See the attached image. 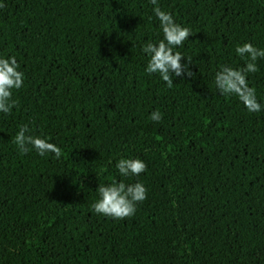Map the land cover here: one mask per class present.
<instances>
[{
    "label": "trees",
    "instance_id": "16d2710c",
    "mask_svg": "<svg viewBox=\"0 0 264 264\" xmlns=\"http://www.w3.org/2000/svg\"><path fill=\"white\" fill-rule=\"evenodd\" d=\"M0 57L24 85L0 113V264H264V110L215 86L237 45L264 49V0H158L193 36L194 77L148 74L151 0H0ZM248 74L264 105V59ZM159 110L163 120H151ZM62 156L21 154V125ZM139 158L140 176L116 163ZM143 183L131 218L95 213L99 184Z\"/></svg>",
    "mask_w": 264,
    "mask_h": 264
},
{
    "label": "clouds",
    "instance_id": "9594fccd",
    "mask_svg": "<svg viewBox=\"0 0 264 264\" xmlns=\"http://www.w3.org/2000/svg\"><path fill=\"white\" fill-rule=\"evenodd\" d=\"M151 3L156 5L153 12L160 22L163 39L158 43L147 42L143 45L142 51L148 56L146 72L150 75L158 74L167 87L171 88L173 76L191 78L195 75L190 69L191 58H187V63H182L185 57L180 51H174L182 47L193 34L190 28L178 24L171 13L163 11L158 0H151ZM2 7L4 5H0ZM235 51L245 59V66L235 69L222 65L215 73V86L221 95L237 97L249 112H260L264 110V105L258 102L255 88L249 86L248 74L259 70L256 62L264 59V49L257 48L252 43H244L242 46L237 45ZM24 78L15 56L0 57V113L11 114L17 107L18 101L13 98L14 90L23 87ZM150 118L157 123L163 120L159 110L152 112ZM31 132L29 125L24 124L19 127L14 137L13 142L21 154H27L34 149L41 156L49 153L54 154L57 159L62 156L58 146L32 135ZM116 169L121 177H134L146 172L147 164L139 158H121L116 163ZM96 191L99 198L92 204V209L99 215L116 220L133 217L137 206L148 196L146 186L139 181L131 184L123 180L100 183Z\"/></svg>",
    "mask_w": 264,
    "mask_h": 264
}]
</instances>
